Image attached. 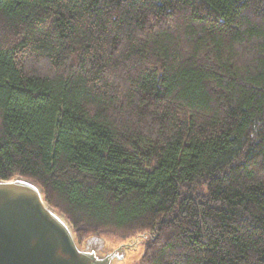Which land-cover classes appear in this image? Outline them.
Here are the masks:
<instances>
[{"label":"trees","instance_id":"16d2710c","mask_svg":"<svg viewBox=\"0 0 264 264\" xmlns=\"http://www.w3.org/2000/svg\"><path fill=\"white\" fill-rule=\"evenodd\" d=\"M140 264H264V0H0V180Z\"/></svg>","mask_w":264,"mask_h":264},{"label":"water","instance_id":"95a60500","mask_svg":"<svg viewBox=\"0 0 264 264\" xmlns=\"http://www.w3.org/2000/svg\"><path fill=\"white\" fill-rule=\"evenodd\" d=\"M132 246L107 250L100 236L79 244L64 214L44 199L35 181L0 180V264H115Z\"/></svg>","mask_w":264,"mask_h":264},{"label":"rangeland","instance_id":"374dc122","mask_svg":"<svg viewBox=\"0 0 264 264\" xmlns=\"http://www.w3.org/2000/svg\"><path fill=\"white\" fill-rule=\"evenodd\" d=\"M105 241V248L108 249H114L118 247L121 243L118 242L117 238H108L106 240L104 237H102ZM125 243H130L132 246L131 249H128L125 255V258L122 261H118L117 264H140L139 258L142 253V244L138 237H135L133 239L127 240ZM83 244V243H82ZM116 264V263H115Z\"/></svg>","mask_w":264,"mask_h":264},{"label":"flooded vegetation","instance_id":"af4514ba","mask_svg":"<svg viewBox=\"0 0 264 264\" xmlns=\"http://www.w3.org/2000/svg\"><path fill=\"white\" fill-rule=\"evenodd\" d=\"M129 249H131V248H129ZM108 250H110L111 251V249H108ZM127 252V251H126ZM118 262H116V264H117Z\"/></svg>","mask_w":264,"mask_h":264}]
</instances>
